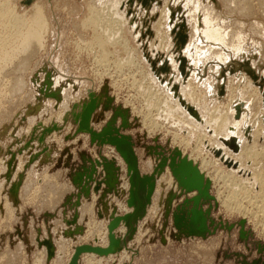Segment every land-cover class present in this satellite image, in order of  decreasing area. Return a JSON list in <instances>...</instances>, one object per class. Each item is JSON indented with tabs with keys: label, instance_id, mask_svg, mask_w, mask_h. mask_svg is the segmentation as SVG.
I'll return each instance as SVG.
<instances>
[{
	"label": "rangeland",
	"instance_id": "1",
	"mask_svg": "<svg viewBox=\"0 0 264 264\" xmlns=\"http://www.w3.org/2000/svg\"><path fill=\"white\" fill-rule=\"evenodd\" d=\"M24 1L11 0L8 8L28 18L32 8ZM99 1L33 0L30 5L41 2L46 9L48 28L44 46L18 69L23 72L15 69L22 52L9 60L17 40L6 35L14 21L0 12V35L11 54L0 59L7 68L0 70V264H70L81 245L108 247L109 224L127 214L129 221L114 233L119 244L107 254L84 252L78 264H264V199L245 184L234 204L226 201L233 187L220 175L229 168L205 146L204 134L153 108L160 91L139 48L142 33L126 27L127 42L100 44L106 24L100 28L104 21L92 12ZM165 1L148 17L159 18ZM172 2L186 17L195 8L218 15L230 53L233 33L245 25L240 40L251 52L244 59L255 58L264 95V0ZM192 27L193 19L189 41ZM147 44L155 51V38ZM216 47L204 56L206 78L217 62ZM243 73L229 78L238 89L246 86ZM15 75L26 83L18 93ZM193 85L205 94L204 85ZM183 157L198 167L203 190L183 185L186 168L177 171ZM58 232L67 246L62 256Z\"/></svg>",
	"mask_w": 264,
	"mask_h": 264
},
{
	"label": "bare ground",
	"instance_id": "2",
	"mask_svg": "<svg viewBox=\"0 0 264 264\" xmlns=\"http://www.w3.org/2000/svg\"><path fill=\"white\" fill-rule=\"evenodd\" d=\"M167 1L168 2L165 1L166 3L162 7L159 18L158 15H154L151 18H149L148 15L151 9H156V3L160 6L163 5L162 0H152L150 7L143 6L142 2L139 0H133V2H130L129 0L99 1L100 3L98 2L99 5H97L101 9H98L97 6V8L92 9V12L95 16L98 15L100 18L102 17L104 22L102 23L101 19L99 20L102 23V26H100L101 24H98L100 28L105 24L109 25V27H106L105 25L102 28V36H98V39L101 37L100 44H106L110 41L115 43L120 40L127 42V38H124L121 35V32L124 31L126 27L132 29L137 35L142 33L140 36L143 40H140L142 45H140L139 48L141 49L142 46L144 47V56L149 65V73L147 72L150 77L149 79L153 81V87L160 91L157 93V99L154 97L156 101L154 100V102L152 101L153 103L151 102L152 104L155 103L153 108L158 107L160 108H157L158 112L160 110L166 114L165 116L160 115L162 118L163 116L165 119L173 118L177 125L181 124L182 126L184 125L186 128L191 129L194 133H201V135L202 133L204 134L202 137H206L205 139L208 141V146H205L211 148L212 152L215 153L218 158L217 161L225 163L229 168V170L227 169L228 171L226 174L223 175L221 174L222 172L220 173V176L222 178L224 177L225 183H230L231 187H233L231 188L232 194L226 200L229 204H232L235 201V196H237L239 192L240 194L242 193L240 189H245V184L251 186L252 191L253 188H256V197H262V199H264V95L262 92L260 93L259 88L257 87L259 85V75L253 67L255 65V68H257V63L254 61L255 58L250 55L254 62L251 61L253 65L248 59H244V57L251 52H248L244 48L245 41L240 40L243 38L240 30L245 28V25L242 24L240 28L237 29L239 32L233 31V41L236 42L234 43V48L236 49L234 50L233 48V52L230 53L228 52L230 41L227 40L226 42L225 39V36L227 35L226 26L218 23V15L213 14L212 12L205 13L199 8H195L191 12L192 15L188 12L190 15L186 17L183 15L184 9L181 5L174 7L173 5H170L173 0L170 3L169 0ZM10 2L11 0H3L0 3V12L3 15L2 17L6 18L8 22L11 23L14 21L10 26L6 22L11 32H8L10 33L9 35H5L8 36V38L10 35H14L17 41L13 48L10 49L13 50L14 53H12L13 55L9 53L13 56L11 59L6 50L7 47L3 42L4 37L2 38L0 35V59L4 61L7 60V58H10L9 60L11 62L14 58L20 59V57L16 56L18 55V52H22L24 57L23 60H19V62L17 61V66H15V63L13 65L16 67V70L19 68L23 70L27 68L32 57L35 56V54L44 46L45 34L48 28L45 18L46 9L44 10V6L41 2H34L30 5L33 0H26L24 3L32 8V14L27 18L25 16H19L9 9L10 7L8 8V6H10ZM177 3L178 2H176V4ZM187 6L188 5H186V7ZM155 9L154 11L158 10ZM9 10H11V12ZM137 16H140L139 19ZM192 19V36L189 41L188 21ZM183 24L184 27L181 31L187 35V41L184 46L181 41L179 42L176 35ZM4 26L7 27L6 25ZM138 27L139 29H137ZM153 38H155L156 43L153 46L155 47V51L153 50V52H150L147 43ZM214 46H220V48L216 47L217 53L214 56L217 62L214 63L216 65H214L213 68H209L211 74L210 77L206 78L203 74L206 69L203 60L204 56L211 52V48H214ZM223 49H225L224 52L222 51ZM183 57L186 59L185 65H183V61L181 60ZM237 58H240L241 60ZM165 59L168 61L164 66L161 64V61ZM226 63L228 64L223 65ZM1 66L0 70L3 71L7 69H1ZM23 66L25 68L22 69ZM12 70L14 71V69ZM9 71L11 72V70ZM239 71L245 72L252 78L247 79V77L244 76L245 73L242 74L244 78L243 82H246V86L243 89L236 88L232 83V79L229 81L231 75H234ZM12 72L11 74H13ZM6 74H8V72ZM6 74L4 75L6 76ZM260 75H262V73ZM16 78L15 81L18 82H16L17 85H15L19 90H17L15 86L14 88L18 93L23 85L26 86V83L23 78L20 79L18 76ZM194 83L204 85L206 88V90L204 89L205 94L197 93L194 88L195 86L193 85ZM12 85H14V83ZM260 86H264V79L261 80ZM11 88H13V86ZM154 92L156 93L157 91L155 90ZM218 95L220 97L225 96V98H219ZM214 102L217 105H214ZM207 129L211 130L209 131V135L207 134ZM261 141L263 142L261 143ZM181 160V168H178L177 171H181L182 174L183 169L186 168V171L183 172L184 174L182 175V178L187 181H185L183 185L189 188H195V186H197L199 190H203L204 182L199 174L198 167L194 165L192 161H188L187 157H183ZM183 179H180L181 183H183ZM243 191L244 194L249 192V190L248 192L246 190ZM256 200L258 201V199ZM237 206L239 205L237 204ZM262 211L264 213V209ZM118 218H120L117 224L119 227L122 221H129L130 215L127 214L126 218H121V216ZM116 229L117 227L114 229L113 233H115ZM105 238L107 240L108 236ZM58 242V250L62 256L67 249L62 232H58Z\"/></svg>",
	"mask_w": 264,
	"mask_h": 264
},
{
	"label": "water",
	"instance_id": "3",
	"mask_svg": "<svg viewBox=\"0 0 264 264\" xmlns=\"http://www.w3.org/2000/svg\"><path fill=\"white\" fill-rule=\"evenodd\" d=\"M129 1L133 2V0H129ZM139 1L142 2L143 6L150 7L152 0H139ZM183 27H184V24L178 30V33L176 35H177V38H178L179 42L181 41L182 45L184 46L186 44V41H187V35L184 32L181 31V29ZM181 60L183 61V65H185L186 59L183 57ZM167 61L168 60H166V59L163 60L162 65L165 66L167 64ZM182 69H183V67H182ZM126 217H127V215L123 216V218H126ZM119 219L120 218L115 219V220L111 221V223L109 224L111 244L108 247L92 246V245H89V244L81 245V246L77 247L70 264H78L79 256L82 253H84V252H94V253H99V254H107V253L111 252L113 246L119 244V240L116 239V237H115V235L113 233L114 229L117 227Z\"/></svg>",
	"mask_w": 264,
	"mask_h": 264
}]
</instances>
